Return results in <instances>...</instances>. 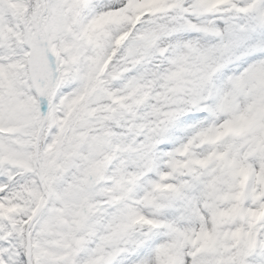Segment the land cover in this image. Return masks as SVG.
I'll return each instance as SVG.
<instances>
[{
    "label": "snow or ice",
    "instance_id": "6c2138e0",
    "mask_svg": "<svg viewBox=\"0 0 264 264\" xmlns=\"http://www.w3.org/2000/svg\"><path fill=\"white\" fill-rule=\"evenodd\" d=\"M0 264H264V0H0Z\"/></svg>",
    "mask_w": 264,
    "mask_h": 264
}]
</instances>
